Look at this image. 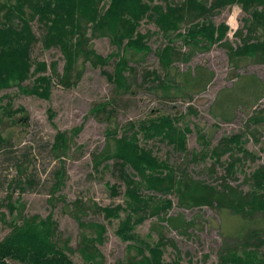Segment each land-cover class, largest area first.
Returning <instances> with one entry per match:
<instances>
[{
	"label": "rangeland",
	"instance_id": "374dc122",
	"mask_svg": "<svg viewBox=\"0 0 264 264\" xmlns=\"http://www.w3.org/2000/svg\"><path fill=\"white\" fill-rule=\"evenodd\" d=\"M145 1L152 5L165 4L164 0ZM167 1L176 4L182 0ZM231 6L212 13L209 20L215 26H228ZM238 19L240 28L237 31L245 35L250 14L243 10ZM30 26L37 39L30 52L33 67L36 63L47 64L44 75L50 77L51 88L48 99L26 95L17 87L0 92V136L5 139L0 145V214L5 218L0 221V241L10 233V223L18 220L19 215L41 219L50 216L56 225L53 241L72 264H86L78 252V244L81 233L89 231L80 228V222L104 226V240L97 245L103 264H121L134 254L127 251V245L131 243L121 241L116 234L123 214L120 219H106L100 211L101 208L124 205L126 190L115 160L103 161L95 167V157L114 145L107 132H115L117 138L137 132L142 148L151 150L155 157L177 171L186 170L194 180L209 185L228 181L231 187L243 193L252 190L251 175L264 165V124L256 128L248 121L252 115L264 110V63L258 57L242 59L234 69L227 50L219 44L206 52L190 51L181 41L174 40L177 51L189 52V58L172 64L168 83L172 81L170 85L174 88H183L180 86L181 75L191 73L195 77L198 68L210 76V81L201 92L199 86H194L192 92L170 90L166 97L156 88L158 82L145 76L147 72H155L162 79L166 74L155 53L166 45V40L153 22L144 19L138 31L150 35L147 40L150 51L144 56L134 55L128 61L131 70L124 72L127 90L108 80L107 75L114 73L116 57L109 58L104 66H94L91 61L79 57L71 84L65 86L59 82L65 68L63 54L58 47L43 48L41 41L45 29L37 20L31 21ZM188 26L182 25L181 33ZM89 29L86 36L90 38L89 46L95 54L107 58L116 52L108 37H93ZM228 33L227 39L234 48L241 45L238 37L229 38ZM259 38L264 40V33H260ZM51 63L56 64L54 73ZM35 77H30L21 86L31 88ZM221 97L223 100L218 101ZM6 110L20 112L8 116L4 114ZM159 116L182 117L178 125L190 130L186 134L185 152L175 150L160 137H143L141 123ZM253 132H257L256 139L252 137ZM57 133H64L68 139V149L61 153L53 150ZM235 135L242 136L241 144H230V150L215 162L212 151L219 147L223 138L228 140ZM193 155H196L195 160ZM236 159L239 161L233 175L227 176V165ZM125 173L133 175L130 169ZM58 174L62 179L55 189ZM112 186L117 188L116 195L112 194ZM9 199L16 207L14 212L7 208ZM169 199L173 206L168 215L181 217L192 226L184 234L166 226L162 229L166 241L176 246V249L170 245L164 248V263L220 264L222 254L229 250L240 252L244 246L255 252L259 259L263 258L264 247L257 246L259 232L243 239L250 230L264 227L260 214L244 221L227 210L208 207L187 210L179 207L175 195H170ZM76 202L81 204L79 213L73 207ZM156 223L155 218H147L135 227L134 233L143 241L155 244L159 240L153 229ZM7 264L25 263L8 260Z\"/></svg>",
	"mask_w": 264,
	"mask_h": 264
},
{
	"label": "trees",
	"instance_id": "16d2710c",
	"mask_svg": "<svg viewBox=\"0 0 264 264\" xmlns=\"http://www.w3.org/2000/svg\"><path fill=\"white\" fill-rule=\"evenodd\" d=\"M164 2V6H161L152 5L145 0H0V92L17 87L29 96L48 99L50 95L51 79L44 75L47 64L36 63L33 67L30 58L31 48L37 42L30 26L33 20H37L45 29L41 41L43 48L58 47L64 56L65 68L59 82L65 86L71 84L74 65L79 57L91 61L94 66H104L109 58L116 57L114 73L108 74L107 77L118 88L127 90L129 86L124 72L131 70L128 69V61L134 55L144 56L150 51L147 46L150 35L138 31L144 19L153 22L166 40V45L155 52L160 68L166 74L162 79L155 72H147L145 75L158 82L156 88L161 89L166 97L169 96L170 90L192 92L194 86H199L201 92L210 81V76H206V73H202L198 68L195 70V77H192L191 73L181 75L183 78L180 86L183 88H174L170 85L172 81L168 83L172 64L180 59L187 61L189 58V52L184 54L177 51L174 46L176 40L189 47L190 51L193 49L206 52L219 44L227 50L229 62L234 69H237L238 62L242 59L258 57V60L264 63V40L259 38L260 33H264V0H182L176 4L167 0ZM234 4H239L250 14V20H246L245 24L246 34L240 31L234 34L241 41V45L236 48L227 39L228 26H215L208 18L217 10ZM201 19L204 20L200 21ZM184 24L189 26L181 33ZM88 29L93 37H108L115 45L116 52L107 58L95 54L89 46L90 38L86 36ZM55 65H50L53 73ZM34 76L36 77L31 88L21 86ZM19 112L6 110L4 114L11 116ZM180 119V116H159L141 123L140 130L145 139L160 137L175 150L185 152L186 134L190 130L186 126L181 128L178 125ZM248 121L259 128L264 124V110L252 115ZM130 127L133 128L132 125ZM256 133H251L253 139H256ZM114 135L115 132H107L114 145L111 150L107 148L104 153L95 157V167L103 161L115 160L117 172L126 186L124 205L100 209L106 219H120V214H123L116 234L121 241L131 243L127 245V251L134 254L128 256L121 264H166L163 261L164 248L170 245L176 249V246L173 242L166 241L162 229L166 226L184 234L192 226V223H186L181 217L168 215L173 206L170 195L177 197L178 205L183 209L208 207L218 211L227 210L244 221L260 214L264 222V165L258 167L251 175L252 190L243 193L231 187L228 181L209 185L194 180L184 169L177 171L170 167L155 157L151 150L139 145L138 133L135 131L119 138ZM241 138L240 135L228 140L223 138L219 147L212 151L215 162L230 150V144H241ZM199 139L203 140V137ZM3 143L5 139L0 136V145ZM67 149V137L64 133H57L53 150L61 153ZM195 159L196 155H193V160ZM237 161L239 160H232L227 165V176L233 175ZM126 169L132 170L133 175H127ZM57 176L59 180L54 185L55 189L62 179L61 174L56 175V178ZM111 191L116 195V186H112ZM8 201L7 208L14 212L16 207L10 203V199ZM73 207L77 213L80 212L79 202ZM147 218H155L158 222L153 225L154 231L159 235L155 244L143 241L134 233L135 227ZM4 219V215L0 214V221ZM79 226L89 231L81 233L78 244V252L84 262L103 264V257L97 245L104 240V226L82 222ZM10 227V233L0 241V264H7L8 260L25 264H72L63 249L53 241L56 225L50 216L41 219L38 216L25 218L19 215V219L12 221ZM258 232L261 236L256 237L257 246L264 247V227L257 231L250 230L243 239ZM245 248L246 246L240 252H225L220 256V264H264V256L259 259L255 252Z\"/></svg>",
	"mask_w": 264,
	"mask_h": 264
},
{
	"label": "clouds",
	"instance_id": "9594fccd",
	"mask_svg": "<svg viewBox=\"0 0 264 264\" xmlns=\"http://www.w3.org/2000/svg\"><path fill=\"white\" fill-rule=\"evenodd\" d=\"M232 12L227 21L230 31L228 33L229 38H232L237 30L240 28L239 17L243 13V9L238 5L234 4L231 6Z\"/></svg>",
	"mask_w": 264,
	"mask_h": 264
}]
</instances>
